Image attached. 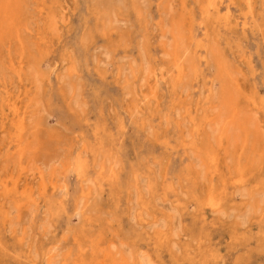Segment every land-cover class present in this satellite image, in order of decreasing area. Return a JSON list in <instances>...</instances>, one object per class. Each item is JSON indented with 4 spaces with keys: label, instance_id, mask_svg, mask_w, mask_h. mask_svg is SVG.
<instances>
[{
    "label": "bare ground",
    "instance_id": "1",
    "mask_svg": "<svg viewBox=\"0 0 264 264\" xmlns=\"http://www.w3.org/2000/svg\"><path fill=\"white\" fill-rule=\"evenodd\" d=\"M113 3L0 0V264H264V0Z\"/></svg>",
    "mask_w": 264,
    "mask_h": 264
},
{
    "label": "rangeland",
    "instance_id": "2",
    "mask_svg": "<svg viewBox=\"0 0 264 264\" xmlns=\"http://www.w3.org/2000/svg\"><path fill=\"white\" fill-rule=\"evenodd\" d=\"M114 3V5L115 6H119L120 7V0H112ZM178 2V0H175V3H173V5H174V8H178L179 7V4L177 3ZM177 6V7H176ZM111 9H113V7L111 8ZM261 10L260 9H258V12H260ZM113 14H115V12H113ZM258 17V16H257ZM118 20V21H117ZM115 22H114V25H116V26H119L120 27V16L119 15H117L116 14V16H115V20H114ZM107 68L110 70L111 69V66H107ZM106 88V92H108L109 93V95H108V99L109 100H107V105L108 106H110V108H112L113 110H109L110 111V113H112L113 111H114V107H115V105H113V102H115L114 100H113V96H114V94H115V89H114V87H113V85L112 84H110V86H106L105 87ZM109 90V91H108ZM107 94V93H106ZM109 102H110V104H109ZM119 111H120V107H119ZM50 121L52 122V123H55V118L54 117H51L50 118ZM134 143V144H131V143ZM137 143V140H135L134 138H131V140L129 139L128 140V142H126V144H125V149L130 153V154H134V152H133V150H132V146H134L135 144Z\"/></svg>",
    "mask_w": 264,
    "mask_h": 264
}]
</instances>
